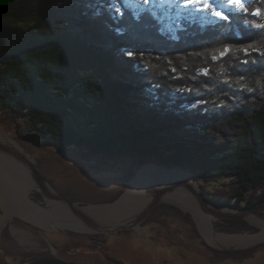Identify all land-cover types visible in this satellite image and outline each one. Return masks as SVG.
Listing matches in <instances>:
<instances>
[{
	"label": "trees",
	"instance_id": "1",
	"mask_svg": "<svg viewBox=\"0 0 264 264\" xmlns=\"http://www.w3.org/2000/svg\"><path fill=\"white\" fill-rule=\"evenodd\" d=\"M96 1L0 0V115L18 138L86 158L171 163L209 199L264 210V0L240 1L213 24L181 19L174 37L148 11L107 13ZM127 49L150 54L130 68ZM171 216L192 224L162 204L144 226ZM218 227L253 230L236 219ZM202 243L221 261L261 247Z\"/></svg>",
	"mask_w": 264,
	"mask_h": 264
},
{
	"label": "rangeland",
	"instance_id": "2",
	"mask_svg": "<svg viewBox=\"0 0 264 264\" xmlns=\"http://www.w3.org/2000/svg\"><path fill=\"white\" fill-rule=\"evenodd\" d=\"M185 1L188 3L187 0ZM240 1L242 0H215L211 3L210 0H204L205 3L211 6L212 11L210 13L202 12V8H199L201 11L196 12H190L189 7L173 8L175 5L170 4L169 0H97L96 4H101L107 13L114 7L115 13L118 15L123 11L124 7L133 10L136 14L148 11L153 20L156 21L161 32L174 37L175 28L180 27V19H191L195 23L213 24L222 21L224 16L231 11H237ZM113 17L114 15H111V18ZM112 35L116 37L118 36V32H112ZM149 54L150 52L130 51L127 49V55L130 57L128 66L130 68H139L143 65V61L147 59ZM139 88H141L139 92L132 90L131 94H139L146 91L142 86ZM0 127L24 146L34 166L44 178L48 179L65 197H67L65 194L67 193L74 199L72 201H79L85 204L108 202L107 200L110 198H115V200L120 199L126 189L129 190L131 183L137 178L140 169L142 170L150 164H162L155 159L141 164L133 157L117 161L100 155L86 158V154H83V151L75 147L69 148L65 152H60L51 146L35 145L19 139L12 124L7 122L1 115ZM162 165L168 167L166 164ZM166 172L170 176H176L178 170L169 167ZM189 172L193 174L191 171ZM195 178L197 177L195 176ZM179 180L176 179L175 181ZM169 184L172 183H168L167 181L157 182L150 185L146 190L151 188L149 194H157ZM200 187L202 193L203 186L201 183ZM218 188L220 187L218 186ZM11 190V194L7 195H12L14 190ZM31 197L35 202L48 207L45 198L39 191H34ZM2 203L0 200V220L6 213ZM164 204L174 206L184 213L190 214L192 224L187 223L180 217L171 216L169 219L167 218L168 220H165L166 224L164 226L161 223H151L144 226L155 208L162 204L157 205L152 210L140 228L124 230L109 235L85 234L61 227L47 229L35 221L23 219L18 215L12 216L13 219L9 218L12 219L10 221L12 228L17 232L19 231L17 234L14 233V237L28 236L29 234L35 237L40 236L48 242L56 255L67 256L71 260H77L84 264H264V241L249 247L261 246L258 254L253 259L243 262L213 259L211 251L202 242H205L208 247L218 250H229L222 249V247L228 246L212 244L203 233L195 214L191 210L183 209L175 204ZM253 211L264 212V210ZM223 220L225 219L214 221V225L219 233L229 235L259 234L264 230L263 227L251 224L246 220L236 219L247 222L253 230L239 233L223 232L218 227ZM194 228L198 234L194 232ZM101 235H104L107 241L99 246L104 239ZM32 246L41 247L40 244H32ZM30 250L35 251L37 249ZM0 251L7 258L11 256L19 258L24 253L19 246L12 244L8 237H1V235ZM1 260H3V257L0 255Z\"/></svg>",
	"mask_w": 264,
	"mask_h": 264
},
{
	"label": "bare ground",
	"instance_id": "3",
	"mask_svg": "<svg viewBox=\"0 0 264 264\" xmlns=\"http://www.w3.org/2000/svg\"><path fill=\"white\" fill-rule=\"evenodd\" d=\"M187 1L188 3H186L185 0H169V3L175 5L173 8L189 7L190 12L201 11L199 8H202V12L205 13H210L212 11L211 6L208 5V3H205L204 0ZM214 1L215 0H210L211 3ZM7 145L17 146V148L27 154L24 146L12 136L6 134L0 127V200L3 202V208L6 212L3 218L0 220L1 237H5V234H17L19 232L13 229L10 225V221L13 219L12 216L15 215H18L29 221H35L45 226L47 229H57L59 227L66 228L67 224L64 223L65 216L61 211L58 210L59 208L56 207V205L49 203L48 207H46L32 199L31 194L36 190L34 188L36 185L28 170L29 168L20 157L11 153L8 154L3 150ZM169 167L171 166L167 167L162 164H150L144 167L142 170L140 169L138 171L139 173L137 172L138 175L136 174L137 178L131 183L129 190L126 189L127 192L125 191L123 196L120 198V203L118 205L136 206L147 201L151 196L149 194V190L151 188L149 190L146 189L150 185L157 182L167 181L168 183L173 184L176 179H180L179 181L194 179L193 174H191L189 171L178 168H175L178 170L177 175L170 176L168 175V172H166ZM176 182L178 181H175L174 183ZM11 189L14 190L12 193L13 196L7 195L11 194ZM178 204H180L185 209L191 210L195 214V217L203 233L214 245L244 246L264 239V230L259 234L229 235L219 233L214 228V218L211 215H208L200 207L192 195L183 193L179 198ZM8 238L10 239L9 236ZM11 240L12 243H14L15 246H19L23 252L30 249L53 251L48 242L40 236L35 237L34 235L29 234L28 236H20L17 238L11 237ZM32 244H40L41 247H33L34 245L32 246Z\"/></svg>",
	"mask_w": 264,
	"mask_h": 264
},
{
	"label": "water",
	"instance_id": "4",
	"mask_svg": "<svg viewBox=\"0 0 264 264\" xmlns=\"http://www.w3.org/2000/svg\"><path fill=\"white\" fill-rule=\"evenodd\" d=\"M3 150L8 154L11 153L20 157L24 161L29 168L28 170L33 181L35 182V191H39L43 195L48 205L49 203H53L59 208L58 210L65 216L64 223L67 224L66 228L79 233L109 235L124 230L140 228L141 224L147 219L152 210L159 204H175L183 208L178 204L179 198L183 193L192 195L200 207L208 215H211L214 218V221L235 218L243 219L251 224L264 227V212L239 208L235 205L215 202L207 198L201 193L200 182L195 178V175H193V180H182L169 184L165 189L157 194L151 195L147 201L136 206H120L118 205L120 199L113 202L85 204L79 201H72L65 197L48 179L44 178L38 172L32 160L28 157V154L22 152L17 146L7 145ZM158 162L185 170L184 168L177 167L171 163ZM214 228L218 231L215 225ZM263 241L264 239H261L249 245L228 246L222 247V249H247L256 243ZM18 264L79 263L65 261L59 258L54 251L51 250H29L20 256Z\"/></svg>",
	"mask_w": 264,
	"mask_h": 264
},
{
	"label": "flooded vegetation",
	"instance_id": "5",
	"mask_svg": "<svg viewBox=\"0 0 264 264\" xmlns=\"http://www.w3.org/2000/svg\"><path fill=\"white\" fill-rule=\"evenodd\" d=\"M13 235H14V233H12V234H5L6 237H8V236L10 237V239H9L10 242H12L11 237L12 238H16ZM12 244H14V243H12ZM0 255H1V257H3V260L0 261V264H18V259H20V257L19 258H16V257H12V256L9 257V258H7V256L4 253H2L1 251H0ZM57 256L59 258L65 260V261H68V262H76V263H79V264H84V263H82L80 261H77V260H71L67 256H62V255L61 256L60 255H57Z\"/></svg>",
	"mask_w": 264,
	"mask_h": 264
}]
</instances>
